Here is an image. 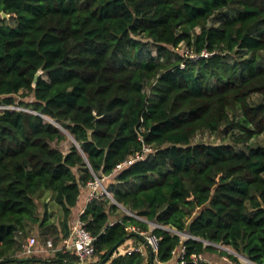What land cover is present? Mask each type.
Masks as SVG:
<instances>
[{"label": "trees", "instance_id": "obj_1", "mask_svg": "<svg viewBox=\"0 0 264 264\" xmlns=\"http://www.w3.org/2000/svg\"><path fill=\"white\" fill-rule=\"evenodd\" d=\"M56 123L80 148L52 146ZM262 135L264 0H0V264H78L21 256L32 233L57 246L77 219L95 237L89 264L119 243L105 264H152L129 230L146 221L163 227L153 264H181L182 246L185 264L238 261L203 240L264 264ZM97 179L111 197L98 188L74 218Z\"/></svg>", "mask_w": 264, "mask_h": 264}, {"label": "built area", "instance_id": "obj_2", "mask_svg": "<svg viewBox=\"0 0 264 264\" xmlns=\"http://www.w3.org/2000/svg\"><path fill=\"white\" fill-rule=\"evenodd\" d=\"M203 56H208V53L207 54L204 53ZM136 157L140 158L139 155H137ZM137 158H131L127 163L119 166V169L123 168V166L126 164L133 163ZM90 186L93 192L92 197L95 196V193L98 188L102 189V193H105L108 196L110 195L106 189L102 188V182L100 179H97L96 182L90 183ZM150 228H151L150 231H142L137 227H130L129 230L132 232L138 233L144 239V245L149 246L151 250L154 252V254H156L159 249L160 238L152 232L155 227L151 226ZM185 236H187V234ZM94 242H95V237H93L90 234V232L86 230L85 222H83L82 220H78L76 224L73 226V230L70 236L62 239L59 245L57 246L54 245L52 240H47L44 243V247L41 249L38 247L37 237L34 235H30L26 239V242L23 245V251L21 253V256L33 257V256H38L43 253L52 254L57 251L73 252L79 258V263L89 264L95 258L96 250H95ZM217 246H219L218 249H223L238 258V261H237V260H232L231 258L226 256L225 260L227 261L228 264H251L252 262L246 256L238 254L234 250L225 248L223 244H218ZM133 251H139V252L145 253L143 245H137L136 247L129 249L128 252L132 253ZM185 253H186V249L184 246H182L179 250H175L173 252L174 257L180 260L181 264H185V261L183 258V255ZM192 258H193L194 264H200L201 262H206L205 257L203 255H193Z\"/></svg>", "mask_w": 264, "mask_h": 264}, {"label": "rangeland", "instance_id": "obj_3", "mask_svg": "<svg viewBox=\"0 0 264 264\" xmlns=\"http://www.w3.org/2000/svg\"><path fill=\"white\" fill-rule=\"evenodd\" d=\"M178 52L180 53H183V54H187L188 50L185 48V46L183 44H181L179 46V49H177ZM186 52V53H185ZM207 54V52H205ZM154 55H156V53H154ZM15 99H16V102H20L22 100L26 101V102H32L34 100L33 97H30V98H26V99H23L21 97V95H17L15 96ZM47 121H50V119L46 118ZM62 133L64 134L65 136V140L62 141V142H54L52 143V146L54 148H57V149H60L62 152L64 153H68L71 149V146L74 144V141H73V138H71L68 134H66L63 130H62ZM229 140V138L227 139H222V135L220 133H210V132H201L197 135L195 141L197 142H205V143H221L222 141H227ZM259 140H263L264 141V135H262ZM67 146V147H66ZM102 182V180H101ZM54 195V193L52 191H45V193L41 196V198L39 199V206H40V212L43 213V201H45V199L48 198V200L50 201L51 197ZM51 202V201H50ZM56 205V204H55ZM49 205V212H52L53 214H55V219L57 221V217L59 216V207L56 205ZM34 236H37V234L35 233H32ZM37 240H38V247L39 248H43L44 247V242L40 241L37 237ZM225 248L227 249H231L233 250L232 248L226 246V245H223ZM222 250V249H220ZM48 253H43V254H40L38 256H47ZM221 264H224L222 261H221Z\"/></svg>", "mask_w": 264, "mask_h": 264}, {"label": "crops", "instance_id": "obj_4", "mask_svg": "<svg viewBox=\"0 0 264 264\" xmlns=\"http://www.w3.org/2000/svg\"><path fill=\"white\" fill-rule=\"evenodd\" d=\"M92 193L93 192H92L91 186L83 189V193H82V196H81L80 201L78 203V206L74 209V218L77 219L84 212V209L87 206L88 201H90L93 198ZM48 202H49V200H48ZM77 221H78V219H77ZM76 222L74 223V225L76 224ZM135 245H136V243L134 241H132L129 245H127V247L132 248ZM148 252H149V250H148ZM204 257L206 260V262H205L206 264H221V261L224 264H228L227 261L225 260V257H226L225 255L222 256L219 254H207Z\"/></svg>", "mask_w": 264, "mask_h": 264}, {"label": "water", "instance_id": "obj_5", "mask_svg": "<svg viewBox=\"0 0 264 264\" xmlns=\"http://www.w3.org/2000/svg\"><path fill=\"white\" fill-rule=\"evenodd\" d=\"M2 16L4 17V18H7L8 17V15H6L5 13H2ZM45 118H48V117H45ZM49 119V118H48ZM50 121L51 122H53V123H55L54 121H52L51 119H50ZM57 124V123H56ZM57 126L60 128V130L62 131H64L66 134H68L71 138H73V141H74V143L80 148V146H79V144L77 143V141L75 140V138L73 137V135L70 133V132H68L67 130H65V129H63L60 125H58L57 124ZM102 188H104L105 189V187H104V185L102 184ZM97 193V192H96ZM110 196V195H109ZM111 197V196H110ZM123 209L127 212V213H130L131 215H133L129 210H127L126 208H124L123 207ZM138 218V217H137ZM150 226H154L155 228H163V227H161L158 223H156V222H148V221H146ZM186 235V234H185ZM129 237H130V235H128V236H126L125 238H124V240H127V239H129ZM206 244H208V245H212V246H214V247H217V248H219V246H217L218 244H216V243H213V242H210V241H205V240H203ZM120 245V243L119 244H117L112 250H110V252L106 255V257L103 259V260H101V262L99 263V264H105L106 263V261L109 259V257L113 254V252L115 251V249L118 247ZM147 248H148V250L150 251V257H151V261H152V264L154 263V257H155V254H154V252L151 250V248L149 247V246H147ZM78 264H81V263H78ZM251 264H254L253 262H251Z\"/></svg>", "mask_w": 264, "mask_h": 264}, {"label": "bare ground", "instance_id": "obj_6", "mask_svg": "<svg viewBox=\"0 0 264 264\" xmlns=\"http://www.w3.org/2000/svg\"><path fill=\"white\" fill-rule=\"evenodd\" d=\"M67 147V146H66Z\"/></svg>", "mask_w": 264, "mask_h": 264}]
</instances>
